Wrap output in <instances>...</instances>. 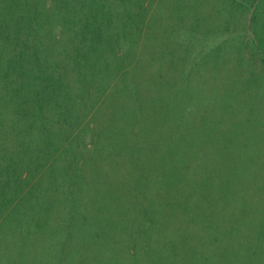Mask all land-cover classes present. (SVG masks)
I'll use <instances>...</instances> for the list:
<instances>
[{
	"label": "rangeland",
	"instance_id": "rangeland-1",
	"mask_svg": "<svg viewBox=\"0 0 264 264\" xmlns=\"http://www.w3.org/2000/svg\"><path fill=\"white\" fill-rule=\"evenodd\" d=\"M0 264H264V0H0Z\"/></svg>",
	"mask_w": 264,
	"mask_h": 264
},
{
	"label": "crops",
	"instance_id": "crops-1",
	"mask_svg": "<svg viewBox=\"0 0 264 264\" xmlns=\"http://www.w3.org/2000/svg\"><path fill=\"white\" fill-rule=\"evenodd\" d=\"M106 30H108V29H106ZM104 31V33L102 34L103 35V37H107V31ZM109 44V41H107V42H105V43H103V45H108ZM127 52H129L128 50H127ZM127 54V53H126Z\"/></svg>",
	"mask_w": 264,
	"mask_h": 264
}]
</instances>
